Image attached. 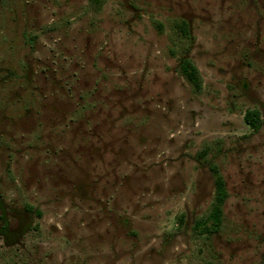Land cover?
<instances>
[{"label": "rangeland", "instance_id": "obj_1", "mask_svg": "<svg viewBox=\"0 0 264 264\" xmlns=\"http://www.w3.org/2000/svg\"><path fill=\"white\" fill-rule=\"evenodd\" d=\"M0 264H264V0H0Z\"/></svg>", "mask_w": 264, "mask_h": 264}, {"label": "trees", "instance_id": "obj_2", "mask_svg": "<svg viewBox=\"0 0 264 264\" xmlns=\"http://www.w3.org/2000/svg\"><path fill=\"white\" fill-rule=\"evenodd\" d=\"M183 33L188 34L187 24L183 23ZM180 71L182 75L197 89H201V76L196 65L190 61L185 60L181 64ZM260 113L257 111H250L246 114V122L255 130H259L262 126ZM212 172L215 175L216 196L215 204L209 216L205 220H200L196 224L195 230L205 234H213L220 230L223 218V205L226 202L228 192L224 178L219 174L217 168L212 167Z\"/></svg>", "mask_w": 264, "mask_h": 264}]
</instances>
